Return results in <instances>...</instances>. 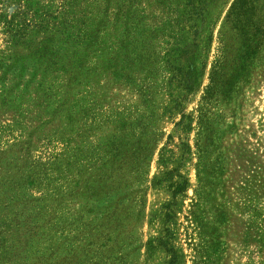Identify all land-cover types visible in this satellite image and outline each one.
<instances>
[{"label": "rangeland", "instance_id": "obj_1", "mask_svg": "<svg viewBox=\"0 0 264 264\" xmlns=\"http://www.w3.org/2000/svg\"><path fill=\"white\" fill-rule=\"evenodd\" d=\"M64 2L0 0V264H264V0Z\"/></svg>", "mask_w": 264, "mask_h": 264}, {"label": "trees", "instance_id": "obj_2", "mask_svg": "<svg viewBox=\"0 0 264 264\" xmlns=\"http://www.w3.org/2000/svg\"><path fill=\"white\" fill-rule=\"evenodd\" d=\"M51 2H55L54 5L51 6ZM65 5H67L66 2H64V0H50V4L48 6V9L46 11V24L51 20H58V21H62V25L66 28H70L71 26L66 25L67 21L64 20V15L65 13H68V8L64 9ZM55 8V9H54ZM64 9V10H63ZM67 20V19H66ZM80 32H81V36H82V41L84 42L85 40L88 41L87 38V26L85 24H81L80 27ZM261 214V213H260ZM260 214L256 215L255 213L252 215L254 218L259 216V220L260 218ZM263 214V213H262ZM259 225H261V220L259 222ZM50 243H52V240H49ZM259 244V247L261 249L264 248V239L261 238V236H259V240L257 241ZM258 247V248H259ZM175 260V253L172 252V260L170 261V263H174L173 261ZM258 264H262V261H259Z\"/></svg>", "mask_w": 264, "mask_h": 264}]
</instances>
